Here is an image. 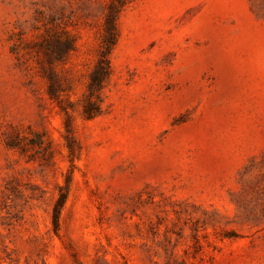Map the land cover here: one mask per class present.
Listing matches in <instances>:
<instances>
[{"label": "rangeland", "instance_id": "1", "mask_svg": "<svg viewBox=\"0 0 264 264\" xmlns=\"http://www.w3.org/2000/svg\"><path fill=\"white\" fill-rule=\"evenodd\" d=\"M0 264H264V0H0Z\"/></svg>", "mask_w": 264, "mask_h": 264}, {"label": "trees", "instance_id": "2", "mask_svg": "<svg viewBox=\"0 0 264 264\" xmlns=\"http://www.w3.org/2000/svg\"><path fill=\"white\" fill-rule=\"evenodd\" d=\"M114 34H115V30H114V27H113V22L111 21V25H110V28H109V35L110 37H114ZM109 50L106 51L102 58L100 59V63H99V66L97 67V70L95 71V73L93 74V77H92V82H91V89H95V88H100L105 79H107L110 75V70H111V65H110V60H109ZM92 116V115H90ZM62 202H63V199L60 200L59 204H58V210L59 208H61V205H62ZM57 211V210H56Z\"/></svg>", "mask_w": 264, "mask_h": 264}]
</instances>
